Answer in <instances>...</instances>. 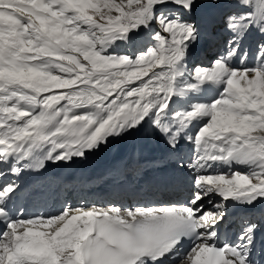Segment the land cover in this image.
<instances>
[{"label": "snow or ice", "instance_id": "1", "mask_svg": "<svg viewBox=\"0 0 264 264\" xmlns=\"http://www.w3.org/2000/svg\"><path fill=\"white\" fill-rule=\"evenodd\" d=\"M136 133L185 199L16 206L25 170ZM0 264H264V0H0Z\"/></svg>", "mask_w": 264, "mask_h": 264}, {"label": "bare ground", "instance_id": "2", "mask_svg": "<svg viewBox=\"0 0 264 264\" xmlns=\"http://www.w3.org/2000/svg\"><path fill=\"white\" fill-rule=\"evenodd\" d=\"M126 139V138H125ZM130 139V138H129ZM121 140V139H120ZM124 139H122L123 141ZM132 140V139H131ZM127 142V141H126ZM133 142V141H132ZM134 144V142H133ZM122 145H124L122 143ZM131 145V143H130ZM137 145V144H136ZM122 147V146H121ZM121 147L113 142L109 147L102 148L100 151L96 152V154L89 157V159L84 163H75L66 165L65 168H62V164H47L46 168L36 172V171H28L27 173L34 175L35 177L39 178H46V177H54L58 181L62 180L63 175H73V176H84L87 173H91L93 175H97L96 178L93 177V183H94V191H98L96 187L98 185H103L111 181V177H113V173L117 171L119 168H121V165L124 167V161L126 160L127 156L125 152L122 154ZM120 149V150H118ZM129 151H132L133 149L137 150L138 156L132 159V163L127 165L126 168L132 169L133 167L138 165V161L144 162V161H161V164L158 166L162 168H167L168 166L174 167V158L168 156L164 142L162 140L161 146H158L156 144H152L151 146H147L146 148H138L136 149L134 145H131V147L128 146ZM153 151L155 153L152 155ZM188 149L185 148V152L187 153ZM120 153L122 155L121 159L118 161L116 160L117 155ZM146 154V155H145ZM114 156V157H113ZM115 163V166H112V164ZM90 165L87 167V165ZM145 165V163H142L140 165ZM83 165V166H82ZM246 170V169H242ZM108 177V180L105 179V177ZM159 177L167 178L169 177V174H159L157 175ZM66 186L60 187L61 192L64 191ZM78 192H82L80 189L77 190ZM182 192L179 191V193H175L174 195L171 194L168 197H178L182 198L181 195ZM38 198L37 201L33 202L30 195L23 194L22 192L18 193V199L16 201V206L21 208L24 213L34 210V209H42L45 213H54L60 209V205H52L50 200L48 199L47 195L44 193L43 190H37ZM104 198V197H103ZM122 200H119L118 203L121 202L123 205H132L137 203H144V201L137 200L133 195L131 194H124L121 196ZM94 201V200H93ZM138 201V202H137ZM107 202V201H105ZM104 199L101 201H94V203L97 204H105ZM113 202V201H112ZM234 207L240 208L239 206L234 204ZM206 208H210V205L206 204ZM235 221V220H233ZM239 220H237L238 222ZM234 230V229H233Z\"/></svg>", "mask_w": 264, "mask_h": 264}, {"label": "rangeland", "instance_id": "3", "mask_svg": "<svg viewBox=\"0 0 264 264\" xmlns=\"http://www.w3.org/2000/svg\"><path fill=\"white\" fill-rule=\"evenodd\" d=\"M125 138H126V139H125ZM125 138H123V139H124L123 141H125V142L127 141V144L129 145V147H131V145H134L136 149H138V148H142L141 146L139 147L138 145H136L137 142H136L135 140H133L131 136H130V137L127 136V137H125ZM129 138H130V139H129ZM131 139H132V140H131ZM120 141H121V143H122V139H121ZM132 141L134 142V144H133ZM130 143H131V145H130ZM127 144H124V147L127 146ZM127 147H128V146H127ZM143 148H144V147H143ZM123 153H124V152H122V154H123ZM118 155H120V153H119ZM118 155H117V156H118ZM113 157H114V156H113Z\"/></svg>", "mask_w": 264, "mask_h": 264}]
</instances>
